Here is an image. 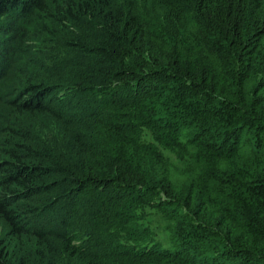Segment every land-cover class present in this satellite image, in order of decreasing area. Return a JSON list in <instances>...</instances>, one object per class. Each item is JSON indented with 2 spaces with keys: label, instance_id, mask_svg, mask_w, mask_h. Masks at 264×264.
Returning <instances> with one entry per match:
<instances>
[{
  "label": "trees",
  "instance_id": "trees-1",
  "mask_svg": "<svg viewBox=\"0 0 264 264\" xmlns=\"http://www.w3.org/2000/svg\"><path fill=\"white\" fill-rule=\"evenodd\" d=\"M156 1L0 0L59 14L76 68L27 101L0 78V264H264V0ZM51 85L89 115L67 139Z\"/></svg>",
  "mask_w": 264,
  "mask_h": 264
},
{
  "label": "rangeland",
  "instance_id": "rangeland-1",
  "mask_svg": "<svg viewBox=\"0 0 264 264\" xmlns=\"http://www.w3.org/2000/svg\"><path fill=\"white\" fill-rule=\"evenodd\" d=\"M106 4L140 12L146 19L155 23H159L161 19V8L156 0H107ZM49 17L53 19L48 18V20L37 12L28 15L26 18L27 22L23 23L19 10L16 8L10 9L0 21V78L6 74V71L10 67L15 65L13 68L14 75L4 83L7 85L16 84L14 91L7 93L10 95V99L13 97L27 101L31 95H34L35 92L32 90L33 87L27 86V80L29 79L35 80L40 78L33 83L47 80L46 84H49L55 83L57 79H63V73L69 75H74L75 73L76 68L71 66L72 63L68 64L66 70L63 69L62 64L64 59L63 44L67 41L66 39H73L70 36H63L62 31H64V26L63 23H61L62 19L59 14L52 12ZM59 29H61V31H59ZM72 29L78 30L77 22L76 26L74 23L70 22L68 30L71 33ZM23 42L25 46H22ZM67 55L69 57L72 56L69 52H67ZM15 59L20 60L15 61ZM55 67H57V69L52 71ZM64 92H67V90L62 85L58 87L51 85L49 90L42 93L43 97L41 99H37V101L32 99L31 101L34 103L32 106L37 105L36 102L39 101H41L44 106L49 105L56 117H58L56 115L58 113H66V115H60V118L63 119L64 117L66 119L64 123L67 124H61L59 120L58 124L62 127V134L67 139L74 130L78 129V125H82L83 122L88 119L89 115L86 113L80 114L82 113L81 109L75 107V93L73 94L71 92L66 94ZM55 107L60 109V111H57ZM33 113L37 115V117H35L36 120L31 119L28 121L32 129H30V135L28 134L25 138L30 137L31 141H39L43 139V137L55 135L50 131L52 130L53 124L57 122V118L54 117L53 124L50 125L51 115L44 114L40 116L42 113ZM93 122L94 120H88V124ZM39 126H44L43 130L41 129V131H39L36 129ZM83 129H85V134H89L87 127L83 126ZM43 131L45 135H42ZM25 132L28 131H23V133ZM143 137L147 140L153 139L146 129L144 130ZM164 154L170 158H174L172 157L173 153L170 151H166Z\"/></svg>",
  "mask_w": 264,
  "mask_h": 264
}]
</instances>
